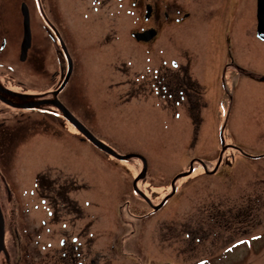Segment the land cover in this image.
Masks as SVG:
<instances>
[{
    "label": "rangeland",
    "instance_id": "374dc122",
    "mask_svg": "<svg viewBox=\"0 0 264 264\" xmlns=\"http://www.w3.org/2000/svg\"><path fill=\"white\" fill-rule=\"evenodd\" d=\"M211 1L212 4L216 2ZM219 1L221 8L215 12L216 16L227 25L234 20L230 27L227 26L225 44L227 48H235L231 53L237 63L234 67L240 62L243 70L234 72V68L228 67L233 73H228L212 88L208 87L206 79L198 77L206 88L208 104L204 111L206 121L199 131L184 109L166 110L161 91L156 92L157 65L148 63V68H135L134 63H138L135 56L141 49L136 42H126L130 49L124 55L135 62L115 54L110 74L101 71L100 61L86 45L90 37L82 30V23L76 22L74 28L81 30L74 37L81 41L76 42L78 59L74 76L79 92H84L79 96L78 114L85 116L87 121L94 120L84 121V126L117 155L138 156L142 160L114 161L91 144L80 143L74 138L53 142L46 139L48 135L40 133L29 138L33 140L24 145L19 156L17 142L21 139H0V177L6 175L10 184L25 177L24 182L30 184L33 177L52 163L77 170L85 182L94 187V191L82 195L83 200L94 205L90 210H96L100 229L109 232L119 220L121 223L123 218L131 220L130 208L123 218L118 213L123 191L127 189L124 186L128 185L123 170L141 168L145 161L147 181L156 184L158 194L156 197L154 190L147 187V193L150 192L155 200L153 203L162 204L174 188L175 194L143 227L128 225L123 230L124 233L135 231L133 237L131 233L127 235L128 251L144 254L146 264L176 263V256L178 264H201V261L204 264H264V42L256 37L257 0ZM23 2L27 4L29 0H0V83L7 89H16L17 84L14 79L15 68L20 64ZM124 20L122 18V22ZM122 41L123 36L120 45L125 44ZM126 67L130 73L121 74L119 68ZM26 71V67L20 66L22 89L32 91L34 88L28 82ZM141 85L148 90L128 96L131 88ZM131 97L134 100L121 104ZM179 111L181 116L175 118ZM16 113L0 103V135L8 136L16 126ZM26 115L32 113L26 112ZM223 145L235 146L239 151L226 147L220 160ZM192 162V174L175 181L179 175L189 172ZM216 168L219 171L213 175ZM4 171H8L7 174ZM118 191L122 192L120 197ZM11 193L12 198L20 199L30 191L18 187L11 189ZM9 198L2 187L0 206L7 216L6 242L11 264H17L20 258H23L21 264H45V252L41 255L38 252L53 238H35L32 247L22 249L27 240L15 239L13 234L18 225L30 227L33 223L25 212L21 217H12L14 209L27 206L28 211L34 204L33 198L27 197L25 203L19 205ZM229 209L234 217L228 225L225 220L212 218ZM161 222V227L156 226ZM194 233L198 234V242L193 240ZM118 238L109 242L108 238L101 237L98 247L104 255L110 253L108 247L115 246L117 254L112 255L113 264H131L121 256ZM54 239L58 244L59 238ZM195 244L199 246L194 248ZM34 250L39 257L36 258ZM105 263L112 264L110 258L102 262ZM1 264H8L3 256Z\"/></svg>",
    "mask_w": 264,
    "mask_h": 264
},
{
    "label": "flooded vegetation",
    "instance_id": "af4514ba",
    "mask_svg": "<svg viewBox=\"0 0 264 264\" xmlns=\"http://www.w3.org/2000/svg\"><path fill=\"white\" fill-rule=\"evenodd\" d=\"M220 8L219 0L214 4L211 0H29L27 4L23 2L21 5L23 37L20 43V64L15 68L16 89H8L11 93L0 89V103L17 112L16 126L11 129L8 136L4 133L0 135V139H21V142H17L18 156L24 145L33 140L29 138L40 133L48 135L46 139H52L53 142L74 138L101 151L91 141L85 139L78 129L80 125L84 126V121L89 123L94 120L87 121L85 116L78 114L81 103L79 96L84 92H79L74 76L78 59L76 42L81 41L74 37V34L81 30L74 28L76 22L82 23V30L90 37L86 45L100 61L101 71L109 72L115 54L127 58L132 63L138 61L140 66L134 63L135 68H148V63L157 65L156 92L159 94L161 91L160 96L165 102L166 110L174 109L178 112L184 109L188 112L193 127L199 131L205 124L204 111L208 104L205 99L206 88L201 85L198 77L206 79L208 87L212 88L228 73H233L229 68H234V72L243 70L239 66L242 65L240 62L234 67L237 63L231 53L235 48L233 46L227 48L224 40L227 37V26L230 27L234 20L230 25L221 22L220 17L215 14ZM25 15L29 41L27 50L23 53ZM122 18L125 19L124 22ZM69 34L71 39H68ZM121 36L122 42H125L123 45L119 42ZM115 41L116 44L112 45ZM131 41L136 42L141 48L135 56V61L129 56H124L130 49L126 42ZM20 66L27 69L28 82L34 88L32 91L22 89L24 83L20 80L22 75ZM119 70L123 75L130 73L127 67ZM0 88L7 89L1 83ZM140 90L145 92L148 88L145 85L131 88L128 96ZM132 100L134 97L120 103L127 104ZM26 112H31L32 115L27 116ZM180 116L179 111L175 118ZM223 147L239 151L235 146ZM101 152L114 161H120L104 151ZM123 171L128 185L124 186V189L125 187L127 189H123L124 196L119 204L118 213L120 218H123L130 208L131 220L123 218L122 223L119 220L108 230L109 232L100 229L101 224L96 210H90L94 205L83 200L82 195L94 191V187L86 183L83 175L77 170L63 164L52 163L33 177L30 184L24 182L25 177L17 183H7L6 175L2 174L0 193L4 187L12 203L19 205L25 203L27 197L33 198L34 204L28 211L27 206H24L12 212V217L16 215L21 217L25 212L33 222L30 227L25 224L18 225L13 232L15 239H26L22 249H27L28 246H33L35 238H53L38 252L40 255L41 252L42 254L45 252V264H102L107 258H110V263L113 264L115 260L112 259V255L117 254L116 247H108L110 253L103 255L104 252L98 247V241L101 237L108 238V241L119 237L118 245L121 256H125L124 260H130L131 264V261H134L133 264H146L144 254L127 250L126 239L132 230L129 233H124L123 230L128 225L135 227V224H139L143 227L144 223L163 207L157 209L159 205L153 203V196L146 191L148 187L150 191L154 190L153 194L156 197L158 196L156 184L151 185L147 181L148 172L144 171V165L141 168L130 167ZM218 171L219 168H216L212 174L216 175ZM7 172L4 171L5 174ZM18 187L29 190L30 194L20 199L12 198L11 189ZM121 193L117 192L118 197ZM2 215L5 250L0 255V264L1 256L6 263L11 264L6 242L7 216L3 210ZM219 216L212 218L225 220L226 225L233 222L234 215L230 209L223 211ZM162 224L163 222L157 223L156 226L161 227ZM197 232L199 234L198 230ZM194 234L193 240L198 242V234ZM134 235L135 231L130 234L131 237ZM54 238H59L58 244ZM108 241L106 243L111 240ZM198 246L199 244H195L194 248ZM194 250L196 252L197 249ZM35 255L36 258L39 257L36 251ZM175 258L176 263L171 264H178V256ZM22 260L23 258H20L17 264H21Z\"/></svg>",
    "mask_w": 264,
    "mask_h": 264
},
{
    "label": "water",
    "instance_id": "95a60500",
    "mask_svg": "<svg viewBox=\"0 0 264 264\" xmlns=\"http://www.w3.org/2000/svg\"><path fill=\"white\" fill-rule=\"evenodd\" d=\"M257 19H258V37L262 41H264V0H258ZM24 41L25 42L22 47L23 53L26 52L28 41H29V30H28V22H27L26 15H25V39ZM4 91L9 92L7 90H4ZM78 129L80 130V132L84 135L86 139L91 141L100 150L112 155L113 157L119 160H127L133 157V156L122 157V156L117 155L111 148H109L108 146H106L105 144L97 140L95 137H93V135H91V133L86 128L80 125ZM145 168H146V163H145ZM191 172H192V166H191V170L188 173L178 176L177 179L180 177L187 176ZM174 182H173V186H174ZM4 250H5L4 221H3V215L1 212V208H0V254Z\"/></svg>",
    "mask_w": 264,
    "mask_h": 264
},
{
    "label": "snow or ice",
    "instance_id": "6c2138e0",
    "mask_svg": "<svg viewBox=\"0 0 264 264\" xmlns=\"http://www.w3.org/2000/svg\"><path fill=\"white\" fill-rule=\"evenodd\" d=\"M201 264H204V262H203V261H201Z\"/></svg>",
    "mask_w": 264,
    "mask_h": 264
}]
</instances>
